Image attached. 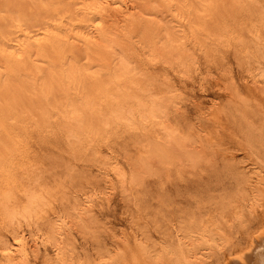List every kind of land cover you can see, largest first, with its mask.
I'll list each match as a JSON object with an SVG mask.
<instances>
[{
    "label": "bare ground",
    "instance_id": "6f19581e",
    "mask_svg": "<svg viewBox=\"0 0 264 264\" xmlns=\"http://www.w3.org/2000/svg\"><path fill=\"white\" fill-rule=\"evenodd\" d=\"M158 1H161V0H158ZM158 1L157 2L155 1V2L160 3ZM246 1L248 2V0ZM250 1L251 0H249V2ZM19 2L21 4L25 2L26 7L23 10L21 7L19 8L20 3L17 4L15 0H3L2 4L0 2V146H1L0 148V181L2 182L0 184V228L8 232L10 231L13 237L12 244H14V247L17 248V249H11L12 246L10 247L9 246L10 244L9 245L3 244V246L1 247V251H2V255H4L3 258L5 262L1 264H22L23 262L26 261L28 257V251L31 247V243L27 236L25 237L24 235H20L19 232H16V227L14 226V224L16 222H25L29 226L31 221H37V218H38L37 214L41 206V203H40L41 196L36 189V182L38 180V177H37L38 175L36 176L33 173L35 169H33V167L29 169L28 167L29 165L24 166V167L20 166L22 164H25L21 162L19 163L20 165L17 166L18 165V164L16 165L17 162L16 163L12 162V160L10 159L11 161L7 160L8 164L10 165L8 166L12 167L13 169L14 168L13 165H16L17 171L16 172L10 171L9 173V170H12V169L7 168L8 166L6 163V158L8 154L6 153V151L9 147H13V146L23 147L24 146L23 139H22L23 135L22 137L21 135H19V127L22 126V124L19 121L18 117L19 115H21V113H23L21 116L25 115L24 118L25 117L30 118V115H26L28 114L26 112L27 111L30 112L31 106L32 107L35 106L33 104L31 105V103L37 97L40 98V100H38L40 104L42 99L44 101V99L46 100V98H49L52 96L54 97L55 95H50V94H53V93L57 94L56 92H58V94H60L62 97L65 96V101L58 100L59 102L58 104L54 103V105L56 104L55 107L57 108V111L54 113L57 116V123L59 125L58 129L61 134L60 138L62 139L63 137V139L66 142H70L69 140L73 141V138H76L74 131L77 133V136H78L77 131H81V126L84 125L82 123L84 122L86 123V120H87V119H84L85 117L84 114H86V116L89 117L88 122H91L90 120L93 121L94 124L92 127L94 130V134L101 133L102 131H103L102 133H104V131L107 132L108 130H109L108 132H110L111 129L109 128L111 127L112 129H114V127L116 128L118 127V129H120L119 127H122L123 129V126L126 125L125 127L129 128L127 124L131 122L132 120L139 121L141 125H142V122L144 123V125L146 123L145 127L148 126L149 124L150 127L148 126V128H150V130L152 129L153 134H154L152 138V142H150V140L148 141L152 143L151 149L149 150L147 145H144V146H147L146 148L148 149L146 148L144 149V147L141 146L144 149L143 151L145 152V155H143L142 153L143 157L141 158L140 157L139 158L135 157V159L134 157L131 159L129 158L128 160V166H130L129 173H130V176L133 177V178L130 177V181L131 180L133 181V179L135 180L136 174L138 173L140 174V172H144L143 171L144 169H148L150 166L151 167L155 166L153 165L154 159L159 160L160 163H165L168 165H175L172 163L178 161L180 157L179 155H181V153L184 155V153L187 152L186 150H190V149H187L189 148L188 140L190 136L189 135L185 136L184 133L179 131L178 128L172 127L174 126L172 123H171L172 124L171 126V124L169 123L170 124L169 125L167 122L166 118H167L168 113L165 112V108L168 106L165 103L166 101L170 102L169 96L167 97L168 100H166V97L162 96V94L159 93L163 89L159 90V92L155 91L156 93H153L151 91L152 89L150 90L147 86H144L142 82L137 83V81L132 80L133 78L132 79L129 78V76L133 73L132 71L133 68L131 66L129 55H131L132 53L134 55L137 52L136 53L132 52L134 48L132 47V43H131V47L133 49L131 50L129 48V50H131L132 53L129 52L130 54H127V51L123 49L122 47L123 39L121 37L122 35H125L124 31H126L128 35H131V32H133L134 35H131V38L132 36H135L136 32L139 33V30L141 28V22L136 20V19H139L138 17H136V14H137V10L141 9L140 6H143L142 0H27V1L20 0ZM226 2L227 0H183V2L181 0V4L183 5L181 4L180 5L182 6L181 8H183L182 11L185 12V20L187 21L186 22L185 20H183L185 21V23H187V26L185 25L186 26L185 29L186 30L188 29L189 32L187 31L186 32L189 33V36H191L189 39L192 38L191 40H194L192 42L195 44V47H197L195 40H197V42L199 41L198 42L199 44L203 43L204 41H207L208 39L214 42L217 41L216 43H218L220 40L223 41L222 40L223 38H225L226 41L228 38H230V39L235 40V44L236 43L238 44V43H241L242 39L243 40L245 39L242 37V39L240 40V38L237 35H235L236 33L232 32L228 26L226 27L225 24H220L222 21L220 23L219 22L217 23L216 21V23H214L211 28L207 26L208 24H206L207 22L206 20H209L208 17H210L211 15H214L216 12L219 13L220 8L223 9V6L225 5ZM232 2L233 0L231 1V3ZM166 4L169 6V2ZM170 5L172 7L171 2H170ZM244 5H246V7L248 6V4H245V3ZM154 6L155 5H153V7ZM159 6L163 7L161 5ZM230 6L228 7L233 9V6L231 4ZM157 8L158 7H156V9ZM173 10L174 9H170L171 12ZM226 10L228 9L226 8ZM236 10L237 8L235 9V11L234 10L232 11L235 13L237 11L239 12V9L237 11ZM240 10H241V7H240ZM161 11H162V8H161ZM161 11L159 12L161 13ZM250 11L251 10H249V12ZM230 12L228 11L227 13H230ZM249 12H244V13L247 14ZM176 13L178 12L176 11ZM153 14L151 15L153 16ZM225 14L223 15V17L225 16L227 17V15ZM232 14L233 13H231V15ZM111 15H119L118 17L116 16L117 17L116 19L117 20L120 19L119 22L122 24V26L120 25V23L119 24L115 23L117 20H114L113 16L111 17V21H115L114 23L112 22L113 25L114 24L119 25V26L116 25V27L117 26L121 27V31L123 30V34L119 32L120 31L119 28H118L119 30H116V27L112 28L113 26L110 27V25L107 24L111 22V21L108 22L109 19H107L108 16L110 18ZM174 15L176 14L174 13L173 17L177 16V15L176 16ZM240 15L241 14H239V16ZM154 16L156 15L154 14ZM161 16H164V15H161ZM161 16H158V17L160 18ZM92 17H94L95 19L96 17L99 18L101 20V24L96 25L97 23L95 22L96 24L95 26H93L94 24H91V22L89 23V21H91L92 19H93L92 22L95 20ZM142 17L144 18V16ZM148 18L149 17H147V19ZM212 18H214V16ZM235 18L239 20L238 17H235ZM229 19L231 20L232 18H228V20ZM161 20H162V17H161ZM178 20H180V18ZM213 21L215 20L213 19L212 22ZM256 21L257 23L261 24V22H258V19ZM150 22L152 23V20ZM225 22H227V19ZM250 23H254V22H250ZM89 24L95 27V28L93 27L92 28L96 30L92 34L90 33L88 35L89 32L87 29L90 26ZM160 24L159 26L163 25V24L161 25ZM244 24H246V22ZM262 24L261 26H263ZM261 26H258V27L260 28ZM258 27L255 28V25H254V28L256 29V31L254 30L255 31L254 39L257 38L255 39L256 41L260 38L264 39L263 38L264 34L261 35V31ZM170 28L168 29L166 28L167 30L164 31L161 27L160 29L161 32H160L157 27H154V26L150 27L147 24V26L145 27V30H147L149 34L147 36L143 35L144 37H141L140 39L138 38V41L142 44L141 45L142 48L144 47V49L147 50L146 56L149 57V58L146 57L147 59H145V56H144V61L151 60L156 63L158 60V61L164 62V60L166 61V59L172 58V57H175V59L177 58L179 59L178 56H182V54H184L182 51L184 50L182 49L183 46L182 48L179 46V40L175 39V36H174L175 33L170 31L169 30ZM250 28H253V25ZM250 28H249V31L251 32ZM183 29L184 27L182 28V31ZM145 30L143 33H145ZM240 30L242 29L240 28ZM72 31H74L76 36L78 37H80L79 33H81V40L83 43L82 44L78 42L77 43L78 45H82L83 49L77 48L78 46L76 47V49H79V50L82 49L81 53L83 55V60H81L82 58L79 59L80 57L77 60L74 54L70 55V53L72 52L70 48L72 46L67 43L68 41L67 36L72 34ZM180 31L181 30H179V32ZM186 32H183V33H186ZM180 33H178L177 36H179ZM187 33L185 34L186 40H187V37H189ZM249 34L250 33H247V35ZM140 35L138 36L140 37ZM239 36L241 37L243 35H239ZM245 36L246 35H244V37ZM252 38H253V35H252ZM127 39H130V38H127ZM115 40L117 42H115ZM133 40H136V39H133ZM186 40L184 37V41ZM73 41H77V39ZM130 41L128 44H130ZM138 41H136L137 44H139ZM135 43L133 44L135 45ZM229 43H231V41L227 42V44ZM247 43L249 42L248 41L245 42L244 45L246 44V46H249L247 45ZM260 43L261 42H259L258 44L260 45ZM221 44L223 45V43ZM235 44H232V45H235ZM237 44L236 46H238ZM123 45H124V42H123ZM217 45L216 46L213 45V47L216 49ZM193 47L194 46H192V48ZM226 47H228V45ZM198 48H200V46ZM231 48H233V46ZM238 48L240 49L241 46H238ZM238 48L237 50H239ZM256 48L260 49V47H256ZM118 49H121L122 52H125V53L122 54ZM195 50H201V49L196 48ZM240 50L241 52H243L242 49ZM254 50H252L253 52H251L252 53L251 56L254 54V52L258 53V50L257 51L256 50L254 51ZM203 51H201V53ZM249 52L246 54L250 55ZM241 54L242 53H239L238 56H241V59H243L242 56L244 52L242 55ZM139 55L136 54V56H139ZM67 56H71L72 61L69 64H66L67 67L65 66L64 68V66L62 67L61 64L65 62L63 58ZM185 56L189 57L191 55H187L186 53ZM187 57H184V58H187ZM255 57L253 56L252 59H254ZM95 59L99 61L100 64L103 65V67H105L104 68L105 75L104 74L102 75L104 77H101L99 75L97 77L95 75L96 73H92L88 71L90 62L92 60L94 61ZM132 59H135V58H132ZM249 59L250 58H248V60ZM67 61L69 60L67 59ZM244 61H245V58H244ZM39 62L42 64H45L48 68L45 67L46 69H42L40 65L38 64ZM180 63L182 62L180 61ZM183 63H184V60H183ZM190 63L191 62H189V64ZM182 65L184 66V64ZM192 65L193 64H191L190 66L192 67ZM136 72L138 71L136 70L134 72V75L132 74L131 76L134 77ZM81 74L82 76L86 78L82 77ZM138 76L139 75L135 77H138ZM151 78L152 77L150 76V78L148 79H151ZM64 82L66 85L64 84ZM147 83H149L148 85H151L150 82H147ZM158 88L160 87L158 86ZM154 89L157 90L156 88ZM254 89H256V91L254 90V93L262 97L263 103H264V86H260V87L257 86V88L254 87ZM238 90L239 89L230 88V95L232 99L229 101L227 105V107H229V110L234 109V112H233L234 114H235V111L240 112V113L243 112V110H240L241 105L248 103V101L246 102L247 100L245 99L246 97L242 96L241 92ZM71 92L76 94V96L71 94L72 97L75 96L76 98L73 100L72 99L67 100L66 99L67 94ZM137 92H139L140 94L142 93V95L139 97V94ZM164 92L165 91H162V93ZM57 97H59V95H57ZM24 101L27 102V103L25 102L27 104L26 106H24L25 104L24 105L22 104ZM44 102L47 103V101H44ZM49 103L50 102H48V104ZM20 104H22L21 106L22 108L19 107ZM48 104L46 105L47 107L45 108L47 110L49 107ZM96 104L98 106H96ZM167 104L169 105V103ZM50 105L52 106V103ZM38 107L39 106H37V108ZM19 108L21 109L18 111ZM257 111L259 112L257 114V116H259L258 121H260V123H257V124H253L252 121H251L252 123L248 121L246 118L249 119V117H247V115L244 112L243 114H240L242 117L238 115L240 116L241 119L244 118L243 120H245L244 121L245 123L243 122V124H246L247 127L249 126L250 129L253 132H255L253 137L250 134L251 130L249 129V127L248 128L246 127V130L244 127H243L244 130L243 129L240 130L238 127L241 126V124L239 123L237 125V129H239L240 132L244 131L240 133L239 135L245 133L243 135L244 137H246V140L245 142L243 141V143L246 144V141H247L249 145L248 147L250 148L248 149V152H251V154H253L256 151L255 154L259 155V157L258 156L257 157L259 158V162H261V166L259 167L256 166V168L253 167L254 164H256L254 162V164L252 165L253 168L252 169L250 168L252 171L251 175L255 176V183H253V185L252 183H249V180H247V177H245L246 174H244L243 171L242 173L236 172L235 176L234 175L232 176L233 177L232 180H234L236 183L235 184V196H229L226 198V197H221L219 195L221 198H218V197L217 198L212 197L210 199L208 198L207 200H205L208 202V203H205L208 206L207 207L197 206L199 210L198 209L194 210L197 207L194 208L193 206H192L193 209H187L191 206L190 204V206L188 205L189 207H187L186 210L181 209V211L178 212L179 214L178 215L176 214L177 216L175 217L176 222H174L175 215L171 216L169 214V216H171L170 222H172V219H173L172 223L173 224L176 223V225L174 224V227L176 228V229L174 228L175 229L174 233L170 231L172 229L169 230L170 224L167 225V223L162 222L164 220L163 218H166L165 221H167L168 216L162 217L163 220H161V216L159 215L152 222L155 234L154 232L151 234L150 232L145 230L147 233L152 235V236L151 235L149 236L153 237V238L149 237L151 238L150 243L148 244L147 242H145L146 240L142 241V238L140 237H139L140 239L135 238L136 240H138L137 241L138 243H137V246L133 244L135 245V248L133 249H136L137 247V250H135V252L132 253L133 255L131 254L133 250L127 254L128 249H131L133 246L130 248L128 247V249H126L125 248L126 245H125V247L123 248H125L127 251H125L124 249L122 251H125L127 255H125V252H124L119 257L116 256L117 258L114 259L115 263L112 262V264H264V104L261 107V110H257ZM31 112L33 113L34 111H31ZM35 112L34 114L37 115V113ZM234 114L232 116L236 118ZM38 118L39 117H37L36 120ZM236 119H239V117ZM168 120L170 121V119ZM234 121L236 120H233V122ZM88 122L86 124H88ZM238 122H242V121L238 120L237 123ZM140 123L137 122L138 125ZM135 124L136 123H134V125ZM131 125L133 126L132 123ZM254 125H258V126L254 127ZM145 127L143 126V128ZM254 129L257 130L258 135L260 134L259 137L255 136L256 130L254 131ZM187 136L189 138H187ZM254 136L258 138L256 139ZM198 140L200 141V139ZM203 140H204V143L203 142H200V143L206 146L207 140L206 139H203ZM253 140L256 142H260L261 144L260 143L258 144L261 146L255 149L256 144ZM75 141L76 140L74 139L72 145L75 144L74 143ZM195 141L189 140V143L192 142V145H193ZM143 142L145 143V141ZM241 142L239 144H241ZM253 142L255 145H253ZM251 143H252V146L250 145ZM202 144L199 146L200 148L203 147ZM66 145L69 146L70 144L68 145L67 143ZM199 147L197 146V148ZM193 148H191L192 153L194 152L195 153L190 154V155H193L192 157L204 156L202 154V149L204 150V148H202L201 150L195 148L197 149L196 151H194L195 149ZM199 150L202 155L198 153ZM205 151H206V148H205ZM196 152L199 155L196 154ZM188 158L190 159L189 156L187 157V160H189ZM204 158H205L204 161L201 159V157L199 158V160L201 159L202 163L207 162L206 159L208 157L204 156ZM181 159L186 160V156H183ZM193 159L191 160L193 161V163H195V159L194 160ZM26 161H27V158H26ZM192 161L189 160L190 164H192L191 163ZM176 163L178 164L179 162H176ZM179 164L181 166V163ZM30 165L32 166V164ZM5 166H7L6 167L7 169H5ZM175 166H172V167L174 168ZM192 166L194 165H191V167ZM191 167H189V169H191V172H192L194 168L193 167L191 168ZM197 167L200 168V165ZM114 168H113V172L115 171ZM118 168L121 169L120 167ZM202 171L204 172L205 170H201L200 172ZM150 172L157 173L158 169H157V172L155 171V169H153V171H150ZM245 172L247 173V171ZM115 173H117V175L115 176H119L118 178H121L118 180L124 181L123 171L117 170V172L115 171ZM139 174L137 175L136 180H138ZM202 175H204V173H202ZM251 175L250 177L252 178ZM191 176H193L192 173H191ZM20 180L24 182V184L19 183ZM136 180H135V183H136ZM251 180L252 179H250V181ZM119 183H122V182H119ZM195 199H193L194 202L197 200ZM188 200L189 199H187L185 202H187ZM193 200L191 199L190 202ZM202 200L200 201L205 202ZM198 205H200V203H198ZM198 213L200 216L196 215ZM53 228L55 229L54 226ZM146 229H150V228H146ZM17 241L19 243H17ZM56 248H55L56 258H55V263L53 264H64L65 259L63 258V255H61L59 248L57 249ZM116 250L120 251L119 249H116ZM47 264H52V263H47Z\"/></svg>",
    "mask_w": 264,
    "mask_h": 264
},
{
    "label": "rangeland",
    "instance_id": "374dc122",
    "mask_svg": "<svg viewBox=\"0 0 264 264\" xmlns=\"http://www.w3.org/2000/svg\"><path fill=\"white\" fill-rule=\"evenodd\" d=\"M2 1L3 0H0L1 4ZM15 1L17 4L20 3L19 2L20 0L19 1L15 0ZM155 1L157 2L158 0H146V1L142 0L143 6H140L141 9L137 10V14H139L140 17L139 15L136 14V17L139 18L136 20L141 22L142 30L140 28L141 31L139 30V33L142 36L138 32H136L135 36H132V38L136 40H133L131 38V35H134L133 32H131V35H128L127 32L124 31L125 35H122L123 30L121 31V27H118L119 26L118 24L120 23L119 22L120 19L119 18H118L119 20L116 19L119 15H111L110 18L108 16L107 18L109 19L108 22L111 21L112 16L113 19L117 21L116 22L111 21L110 23L107 24L110 25V27L113 26L112 28H115L116 25H118L116 27V30L120 29L119 32L122 33L121 38L125 40V41L122 40V47L127 51V54H130L132 52L134 53L137 52L136 54L139 55L141 53L139 56H136V54L133 55V53L129 55L131 66L133 68L132 74L134 75V72L137 70L139 73L138 72L136 73L137 75L140 76V78L139 76L135 77L137 76L135 73L134 77H132L131 74L130 75L131 77L129 76V78L130 79L133 78L132 80L137 81V83L142 82L144 86H147L150 90L152 89L151 91L153 93H156L155 91L159 92V90L163 89L162 91L165 92L162 93V91H160L159 93L162 94V96L166 97V100H168L167 97L169 96V100H170V102L166 101L165 103L168 106L166 107L168 109L165 108V112L169 114V115L167 114V118H166L168 124L172 123L174 125L172 126L171 124L172 127L178 128L179 131L184 133L185 136L189 135L191 138L190 139L187 136L189 140L191 141L196 140L198 142L195 141L194 144L192 145V142H190L191 143L190 144L188 140L189 148L187 149H190L191 151L186 150L187 152L188 151L190 152L188 153L186 152L184 153V155L181 153V155H179L180 157L178 156L179 157L178 161H176L181 163V166L179 163L178 165L176 162H173L172 164H175L177 166L160 163L159 160L154 159L155 163L153 162V165L155 166L152 167L150 166L152 170L149 167L148 169H144L143 170L144 172H140V174L137 172L139 176H138V180H136L138 175L136 174L135 177L136 183H135L134 179L133 181L132 180L130 181L131 176L129 173L130 166H128V160L129 158L131 159L133 157L134 159L135 157L137 158L143 157V155H145V152L143 150L147 146L149 150L151 149L152 143L150 142H152V138L154 134L152 129L150 130V128H148L149 124L148 126L145 127L146 123L144 125V123L142 122V125L145 127L143 128V126L139 121L132 120L131 122L128 123L129 125L127 124L129 128L125 127L126 125L123 126V129L122 127H119L120 129H118V127L117 128L114 127V129H112L111 127L109 128L111 129L110 132H108L109 131L108 130L107 132L104 131V133H102L103 132L102 131L101 132L102 134L101 133L94 134V130L92 127L94 123L92 120H90L91 122H88L89 117L86 116V114H84L85 116L84 119H87L86 123L88 122V124H86L85 122L82 123L84 125L81 126V131H77L78 136L77 133L74 131L76 138H73V141L74 139L76 141L74 142L75 144L72 145L73 143L72 140H69L71 142L70 143V142H66L63 139V137L62 139L60 138L61 134L58 129L59 125L57 123V116L54 113L57 111V108L55 107L56 104L54 105V103L58 104L59 103L58 100L65 101V96L62 97L60 94H58V92H56L57 94L55 93L50 94V95H55L56 97L52 96L53 98L49 97L46 98V100L44 99V101H47V103L44 102L43 99L41 98L42 101L40 104L38 102L40 98L37 97L38 99L36 98L35 99L36 101L34 100L33 101L34 103L33 102L31 103V105L32 104L35 105L33 106L34 108L31 106V110L29 109L30 112L29 111L26 112L28 113L26 115H30V118L28 117L24 118L25 115L21 116L23 113H21V115H19L18 117L19 121L22 124V126L19 127V135H21V137L23 135L22 139L24 146L9 147L6 151V153H8L6 158L7 166L9 165L8 161L12 160V162L15 163L17 162L16 163V165L18 164L17 166H19L20 165L19 163L21 162L25 164H22L20 166L24 167L29 165L28 166L29 169H31L32 167L33 169H35L33 173L36 176L38 175L37 176L38 180L36 182V189L41 196V201H40L41 206L37 214L38 217L37 221H31L29 226L25 222H16L14 224V226L16 227V232H19L20 235H24L25 237L27 236L31 243V247L28 251V257L26 261L23 262L22 264H47V263L53 264L55 263V258H56V251H55L56 247L59 248L61 255H63V258L65 259L64 264H78V263L79 264H101V263L112 264V262L115 263L114 259H116L125 251H127L126 249H128V247L130 248L133 246L131 249H128L129 252L127 251V254L130 253L132 250L133 251L131 252V254L135 252V250H137V247L136 249L133 248H135V245L137 246L138 240L136 239H138L139 237L142 238V241L146 240L145 242H147L148 244L150 243L151 238H153L151 237L152 236L151 234L153 232L155 234L152 222L159 215L161 216V220L164 219L162 222L167 223V225L170 224L169 230L172 229L170 231L174 233L176 229L174 227V224L176 225V223L174 224L172 223L173 219L172 222H170L171 220L170 218L171 216L175 215L174 222H176V218H175L177 217L176 214L178 215L179 214L178 212H180L181 209L186 210V208L189 207L190 204L191 206L187 209H193V207L195 208L197 206L207 207L208 205L205 203L208 202L205 200H207L208 198L210 199L212 197L227 198L229 196H235L236 183L234 180H232L233 179L232 176L233 175L235 176L236 172L242 173L243 171L244 174H246L245 177H247L249 183H252V185L253 183H255V176L251 175L252 174L251 169L253 167L256 168V166L257 167L261 166V162H259V158H258L259 155L255 154L256 151L253 154H251V152H248V149L250 148L248 147L249 145L247 141L246 144L243 143V141L245 142L246 140V137H244L243 135L245 133L239 135L240 133L244 132V131L240 132L239 129L241 130L244 127L246 130L247 127L246 124H243V122L245 121L243 120L244 118L242 119L240 118L241 116L240 114H243V112L247 115V117H249V119L245 117L248 121L250 122L252 121L253 124L260 123V121H258L259 116H257V114L259 112L257 110H261V107L264 104L263 98L254 93V90L256 91L254 87L257 88V86L259 87L264 86V39L260 38L257 41L255 40L257 38L254 39V35H255L254 32L256 31L255 28L261 26V24L264 23V19H263L264 0H256V1L251 0L250 2L249 0L248 2L246 0H233L234 3L233 2L232 3L234 5L231 3L232 0H227L226 2L227 4L225 3L223 9L220 8L219 13L216 12L217 15L215 13L214 15L208 17L209 20L211 21L206 20L207 21L206 24H208L207 26H209L210 28L214 23H216V21L217 23L218 22L220 23L222 21L220 24H225L226 27L228 26L232 32L236 33L235 35H237L240 38V40L242 39V37L245 38L244 40L243 39L241 40V43L238 44L236 43L238 46H241L240 49L243 50L244 54L243 52H241L238 46H236L235 40L230 38H228L227 41L225 40V38H223L222 40L225 43L221 40L218 43H216L217 41L214 42L208 39L207 41H204L203 43L199 44L198 43L199 41L197 42V40H195V43L197 44V47H195V44L192 42L194 40H191L192 38L189 39L191 36H189V33H187L189 32L188 29L187 30L185 29L187 23H185L186 21L185 12L182 11L183 8H181L182 7L181 5H183L181 4V0L158 1L161 4L156 3ZM168 2H169V6L166 4ZM170 2L172 4V7L170 5ZM244 3L248 4V6L250 5L251 7L250 6L249 8L248 6L246 7ZM23 4L21 3L19 4V8L21 7L22 10L26 7L25 2H23ZM158 4L163 7H160ZM162 4H164L165 6ZM230 4L233 6V9L230 8L231 7ZM153 5H155L154 6L155 8L153 7ZM227 5L230 7H228ZM156 7L158 8L156 9ZM234 7L235 9L237 8V10L239 9V12L240 11L241 12L239 13L237 10L236 13L233 12L232 10L235 11ZM226 8L228 10H226ZM170 9H174V10L171 12ZM249 10H251L252 12L251 11L249 12ZM159 11H161V13ZM176 11L178 13H176ZM226 11L227 12L231 11V12L227 13ZM151 12H153L156 16H154V14ZM244 12H249L247 13L249 15H247ZM174 13L177 15V16L174 15L176 17H173ZM231 13L233 14L231 15ZM151 14H153V16ZM224 14L227 15V17L226 16L223 17ZM239 14L241 15L239 16ZM141 15L144 16V18ZM158 16H161L162 20L161 17L159 18ZM213 16L214 18H212ZM147 17H149L148 18L149 20L147 19ZM178 17L180 18V20H178L179 19ZM235 17H238L240 21ZM228 18H232V19L228 20ZM96 19L93 21L94 23L92 22L93 19L89 21V23L91 22V24H94L93 26H95L96 23H97L96 25L101 24V20L97 17ZM213 19L215 21L212 22ZM226 19L227 22H225ZM255 19L256 20L258 19V22H261V24L257 23ZM151 20L152 23L154 24L150 22ZM229 21L230 23L232 21V23L230 24ZM112 22L118 24L113 25ZM245 22L246 24H244ZM250 22H254V23H250ZM158 23L159 24L161 23L164 26L161 24H160L161 26H159ZM91 24H89L90 26L88 25L89 26L87 29L89 32L88 35L90 33L92 34L96 30L93 29L95 27L91 26ZM147 24L150 27L153 26L157 27L160 32H161L160 30L161 27L164 31L171 27L169 30L175 33L174 34L175 39L179 40V46L181 48L183 46L182 49H184V50L181 49L184 53L182 54L183 57L178 56L179 59L177 58L182 63H180V61L175 59V57L168 58L166 59V61L164 60V62L158 60L156 63L151 60L144 61V56L145 59H147L146 57H148L146 56L147 50L144 49V47L142 48L141 46L142 44L138 41V38L140 39L141 37L147 36L149 34L148 31L145 30ZM120 25L122 26L121 23ZM252 25L253 28H250L252 27ZM262 25H263L261 26L262 28L258 27L261 31V35L264 34V29H263L264 24ZM183 27L184 29L182 31ZM240 28L242 30H240ZM249 28L251 32L249 31ZM143 29L145 30V33H143L144 32ZM179 30H181L180 31L181 33L179 32ZM240 31H242L243 34ZM177 32L180 33L179 36L181 38L177 36L178 35ZM183 32H186L187 35L189 36L187 37V40L185 35L186 33ZM246 32L250 34L247 35ZM138 35H140V37ZM239 35H243V36L240 37ZM244 35L246 36L244 37ZM79 36L80 37L76 36L75 32L72 31V34L67 36L68 38L67 43L72 46L70 48L72 50L70 55L74 54L77 60L79 57H80L79 59L82 58L81 60H83V55L81 53L83 46L78 45V43L80 44L83 43L81 40V33H79ZM126 36L127 38L130 39H127ZM184 37L187 42L184 41ZM72 39L73 40L77 39V41H73ZM128 40L129 41L131 40L132 42L130 41V44H128L129 43ZM136 41H138L140 45L137 44ZM228 41H231V43L235 45H232L231 43L227 44ZM247 41L250 43V44L247 43V45H249L250 47L246 46V44L244 45V43ZM258 41L261 42L262 44L260 43L259 45ZM115 42L117 41L115 40ZM125 43L127 44V46ZM131 43L134 50H132L133 48L131 47ZM133 43H135V45ZM221 43H223V45ZM191 45L194 47L192 48ZM213 45L214 46L217 45L216 48L217 50L213 47ZM227 45L229 48L226 47ZM230 45H232L233 48H231L232 46ZM199 46L200 48H198ZM234 46L237 47L240 51L237 50V48H235ZM76 47L82 49L79 50L76 49ZM126 47L128 48V50ZM256 47H260V49ZM129 48L132 50V52L131 50H129ZM196 48L201 50H195ZM253 48L256 51L258 50V53L254 52V54L256 53L255 54L256 57L254 54L251 56L252 54L251 52H253L252 50H254ZM118 50L122 54L125 53L122 52L121 49ZM201 51L203 52L201 53ZM245 52L246 53L249 52L250 55L246 54ZM186 53L187 55H191L192 57L185 56ZM203 53L206 54L204 55ZM239 53L243 54L242 56L243 59H241V56H238ZM253 56L255 57L254 59H252ZM70 57L71 56H67L63 58L65 62L61 64L62 67L63 66L64 68L65 66L67 67L66 64H69L72 61V57L71 58ZM184 57H187L188 60L187 58ZM244 58L246 62L244 61ZM248 58L250 59L248 60ZM67 59L69 61H67ZM187 61L191 63L189 64V62ZM98 62L99 61H97L96 59L94 61L92 60L89 64L88 71L92 73H96L95 75L97 77L98 75L104 77L102 75L103 74L105 75V69H104L105 67H103V65H101L100 62L98 64ZM38 64L42 69L48 68L45 64H42L40 62ZM182 64H184V66ZM191 64H193L192 67L190 66ZM150 76L152 77L151 78L152 80L148 79L150 78ZM138 78L140 79V81ZM143 80L146 82V84ZM147 82H150L151 85H148L149 83ZM158 86L160 88H158ZM154 88H156L157 90H155ZM230 88L239 89L238 91L241 92V95L246 97L245 98L247 99L246 102L248 101L247 104L241 105L240 110H243V112L240 113L235 111L236 115L233 113L234 109L229 110V107H227L229 101L232 99L230 95ZM137 93L139 94V97L142 95V93L141 94L139 92ZM71 94L76 96V94L71 92L67 94V98H66L67 100L69 99L73 100L76 98L75 96H73L74 97L73 98ZM57 95H59V97H61L62 99L57 97ZM68 95L71 96L69 97ZM25 102L26 101L22 103L23 105L25 104L24 106L27 105L26 104L27 102L26 103ZM35 102L38 105H36ZM48 102L50 103L48 104ZM51 103L53 108L55 109L52 108V106L50 105ZM167 103H169V105ZM22 104H20L19 107H21ZM47 104L49 106L48 107L49 111L45 109L47 107L46 106ZM37 106L39 107L37 108ZM96 106L98 105L96 104ZM21 108H19L18 111ZM50 110L53 111L51 112ZM31 111L34 112L36 111L35 113H37V115L34 114V112L32 113ZM232 113L234 114V116H236V118L239 117V119L233 117ZM35 115L40 119L38 118L36 120L37 117ZM31 116L33 119L31 118ZM168 119H170V121ZM233 120L236 121L233 122ZM238 120H241L242 122L237 123ZM136 121L140 124L138 125ZM133 122L136 124L134 125ZM131 123L133 124V126L131 125ZM239 123L241 124L242 128L241 126H239L238 127L239 129H237V125ZM258 125H254V127ZM256 129H254V131ZM250 132H251L250 134L253 137L255 132H253L252 130ZM92 134L94 135V137ZM255 136L258 137L260 136V134L258 135L257 130ZM197 138L200 139V141ZM203 139L207 140L206 146L200 143V142L204 143ZM149 140L150 142H148ZM143 141H145V143L147 144H145ZM240 142L241 144H239ZM254 142L256 145L254 144ZM254 142L253 145L256 146V148L254 146L255 149L261 146L258 144L260 142H256V141ZM65 143L66 144L68 143V145L69 144L70 145L67 146ZM201 144L203 146L201 147L204 148V150L199 147ZM250 145L252 146V143ZM141 146H143L144 149ZM197 146L199 148H197ZM191 148L193 149L197 148L200 150L202 149V154L205 157H208L206 159L207 162L202 163V160L203 161L205 160L204 156H200L202 160L201 159L199 160L200 157H192L193 155L190 154H194L195 153L194 151H196L197 149H195L193 151L194 153H192ZM205 148L207 152L205 151ZM200 150L198 153L202 155L200 153ZM198 153L196 152V154ZM205 153L208 154L206 155ZM182 155L186 156V160L181 159L183 157ZM188 156L190 157V159L188 158L190 161H192L191 159L194 158L195 163H193L192 161L191 162L192 164H190L189 160H187ZM25 157L27 158V161ZM196 162L199 164H197ZM254 162L257 165L254 164ZM30 164H32V166ZM253 164L254 166L252 167ZM16 165H13L15 169L9 167L10 165L8 167L5 166V169L7 168L12 169L9 170V173L10 171L16 172L17 171ZM191 165H194L192 166L194 168L192 172L191 169H189ZM199 165L201 169L197 167ZM117 166L120 167L121 169H119ZM172 166H175L178 169H176L175 167L173 168ZM113 168L116 172L117 170L123 171L124 181L118 180L121 178H118L119 176H115L117 175V173H115V171L113 172ZM153 169H155L156 172L158 169L159 173L150 172L153 171ZM201 170H205V171L200 172ZM245 171H247V173ZM191 173L193 176H191ZM202 173H204V175H202ZM250 175L252 176V178L250 177ZM250 179L252 180L250 181ZM118 181L122 183H119ZM128 181L131 183H129ZM1 183L2 182L0 181V184ZM19 183L24 184V182H22L21 180L19 181ZM187 199L189 200L185 202ZM191 199L192 200L195 199L196 201L194 202L193 200L190 202ZM200 200L205 202H201ZM197 202L200 203V205H198ZM168 204L169 205L172 204V205L169 206ZM196 209L199 210L198 207L195 208L194 210ZM169 214L171 216H169ZM196 215H199V213ZM162 217H167V221L168 220L169 221L168 222L165 221L166 218L162 219ZM53 226L55 227V229L53 228ZM145 227L150 229H146ZM145 230L150 232L151 234L147 233ZM12 242H13V237L10 231L8 232L0 228V264L5 262L3 258L4 255H2V251H1V247L3 246V244H8V245L10 244L9 246L10 247L12 246L11 249H17L16 247H14V244H12ZM123 247H125L126 249ZM116 249H119L120 251ZM123 249L125 251H122ZM127 254L125 252V255Z\"/></svg>",
    "mask_w": 264,
    "mask_h": 264
},
{
    "label": "snow or ice",
    "instance_id": "6c2138e0",
    "mask_svg": "<svg viewBox=\"0 0 264 264\" xmlns=\"http://www.w3.org/2000/svg\"><path fill=\"white\" fill-rule=\"evenodd\" d=\"M17 243H19V242L17 241Z\"/></svg>",
    "mask_w": 264,
    "mask_h": 264
}]
</instances>
